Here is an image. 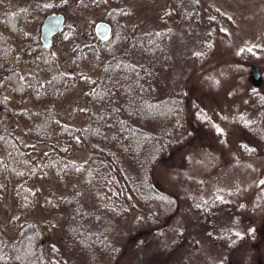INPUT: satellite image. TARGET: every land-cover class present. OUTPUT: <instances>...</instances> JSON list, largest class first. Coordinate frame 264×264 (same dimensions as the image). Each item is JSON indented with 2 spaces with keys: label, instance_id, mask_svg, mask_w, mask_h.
Listing matches in <instances>:
<instances>
[{
  "label": "trees",
  "instance_id": "obj_1",
  "mask_svg": "<svg viewBox=\"0 0 264 264\" xmlns=\"http://www.w3.org/2000/svg\"><path fill=\"white\" fill-rule=\"evenodd\" d=\"M213 2L169 0L158 26L132 31L126 0H51L18 9L0 0V219L9 212L2 205L13 203L8 225L0 222V264L116 262L121 249L103 226L105 218L133 215L136 226L157 235L178 196L155 185L152 173L185 137L188 118L187 93L172 82L170 25L202 30L199 52L191 56L193 64L201 63L211 51L208 28L219 32L218 20H231ZM52 12L90 18L87 35L79 37L68 23L56 35L70 45L69 70L52 48L42 47L39 30L33 32ZM97 16L112 25L106 41L93 32ZM75 88L81 91L83 122L58 112ZM243 123L249 131L254 126ZM238 149L243 156L256 154L246 145ZM52 213L64 217L61 253L46 243L40 223ZM216 219L213 210L200 214L188 233L177 232L169 247L134 264H175L178 253L191 241L195 248L202 236L217 247L234 246L225 234L235 236Z\"/></svg>",
  "mask_w": 264,
  "mask_h": 264
},
{
  "label": "rangeland",
  "instance_id": "obj_2",
  "mask_svg": "<svg viewBox=\"0 0 264 264\" xmlns=\"http://www.w3.org/2000/svg\"><path fill=\"white\" fill-rule=\"evenodd\" d=\"M215 1L231 20L223 23L219 19V32L208 28L211 51L201 63L193 64L191 56L199 52L202 30L184 31L179 25H170L174 30L169 41L175 59L172 82L187 93L188 118L185 137L170 156L157 163L152 178L161 190L178 196V206L165 227L156 229V236L150 227L136 226L133 215L125 220L105 218L103 226L121 249L117 261L110 264L145 260L153 252L169 247L177 232L188 233L200 214L204 216L211 210L216 211V224L227 227L228 235L235 236L230 240L225 234V240L234 246L226 249L222 243L217 247L202 236L195 248H191V241L178 253L175 264H264V0ZM8 2L18 9L49 4L51 0ZM168 2L126 0L132 12L127 27L138 31L158 26V17L168 11ZM98 20V16L93 17V25ZM89 21V16L65 14V22L76 26L79 37L86 34ZM39 26L33 25L34 33ZM69 47L54 38L53 53L64 70L72 67ZM254 67L260 69L262 77L257 87L249 79ZM80 100L81 91L75 88L59 104L58 112L65 119L76 117L83 122ZM250 120L254 124L251 131L242 127ZM240 144L255 149L256 154L243 156ZM5 208L9 212L1 214L0 219L4 226L12 216L13 203L3 204L2 211ZM42 219L46 243L61 253L63 215L52 213Z\"/></svg>",
  "mask_w": 264,
  "mask_h": 264
},
{
  "label": "water",
  "instance_id": "obj_3",
  "mask_svg": "<svg viewBox=\"0 0 264 264\" xmlns=\"http://www.w3.org/2000/svg\"><path fill=\"white\" fill-rule=\"evenodd\" d=\"M64 23L65 15L62 12H53L43 18L38 38L44 49L49 50L52 48L54 36L62 30ZM93 32L100 41H106L111 36L112 25L105 20L96 21L93 26ZM249 79L253 86H260L262 77L258 67H254L251 70Z\"/></svg>",
  "mask_w": 264,
  "mask_h": 264
},
{
  "label": "flooded vegetation",
  "instance_id": "obj_4",
  "mask_svg": "<svg viewBox=\"0 0 264 264\" xmlns=\"http://www.w3.org/2000/svg\"><path fill=\"white\" fill-rule=\"evenodd\" d=\"M256 135H257V132H256Z\"/></svg>",
  "mask_w": 264,
  "mask_h": 264
}]
</instances>
